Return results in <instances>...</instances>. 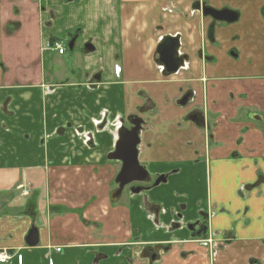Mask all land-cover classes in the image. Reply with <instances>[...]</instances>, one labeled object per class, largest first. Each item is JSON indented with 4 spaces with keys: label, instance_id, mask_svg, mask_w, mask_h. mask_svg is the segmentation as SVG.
Segmentation results:
<instances>
[{
    "label": "crops",
    "instance_id": "1",
    "mask_svg": "<svg viewBox=\"0 0 264 264\" xmlns=\"http://www.w3.org/2000/svg\"><path fill=\"white\" fill-rule=\"evenodd\" d=\"M88 1L65 6L72 23L59 32L45 30L48 16L39 18L37 4L27 1L25 25L5 36L13 16L8 7L0 12V251L18 252L22 264H127V257L143 264L135 251L164 243L169 250L160 264H211L202 258L205 249L188 242L189 231L172 225L212 212L210 232L225 236L243 212L249 222L237 224L236 237L212 264H264V197L247 201L237 193L253 171L264 175V133L251 131L235 143L238 129L252 126L251 114L264 116V0ZM197 1L238 10L240 20L216 23L209 42L210 20L194 9ZM86 5H94L93 14ZM80 25L97 38L95 52L74 63L81 72L69 73L65 56L44 45L50 34ZM166 37L179 39L185 61L172 75L156 65ZM97 73L100 80H93ZM140 107L146 127L138 161L167 182L111 200L120 170L107 157L116 122L140 115ZM210 135L216 145H209ZM233 153L240 158L232 160ZM31 228L38 232L34 247L25 242ZM101 255L106 259L97 262Z\"/></svg>",
    "mask_w": 264,
    "mask_h": 264
},
{
    "label": "flooded vegetation",
    "instance_id": "2",
    "mask_svg": "<svg viewBox=\"0 0 264 264\" xmlns=\"http://www.w3.org/2000/svg\"><path fill=\"white\" fill-rule=\"evenodd\" d=\"M27 1L37 4V14L39 15V18L44 17V14L48 16L47 19L44 18V20L41 22L43 25V28H45V30H50V28L53 27L54 13H53V10L49 9L47 1L45 0H0V12L6 11L5 9L8 7L9 11L11 12L13 16V18L9 22H7L5 26H3L5 36L11 35L19 31V29H21L23 24L25 25L26 20L24 21V16L22 13L23 11L25 12V8H27L28 6ZM63 2H64V5L66 6L72 5V3L74 4L75 2V4L77 5L76 9L81 8L83 6L82 0H63ZM198 3L202 6L204 5L212 9H215L214 7L210 6L209 4L205 2L197 1L194 3L193 7L195 10L200 11L201 13H203L201 9L199 10L195 6ZM224 9L231 10L232 12L237 13L238 16H237L236 21L233 23H226V22H220V23H223L226 25H232V24H236L240 20V13L238 10L230 9V8H223L220 10H224ZM215 10H218V9H215ZM262 15L264 16V8L262 9ZM204 17L210 20V24L206 30V38L209 40V42L214 43L215 42V24L219 22L214 21L210 16L206 15ZM51 35L52 34H50V36L47 37L44 48L46 50H53L56 44L60 45L61 47L64 46L63 47L64 50L61 55L65 56L63 57V60L66 63L69 73L73 71H77L78 73L81 72V69L80 70L74 69V63L79 61L82 64L84 61L83 55H86V54L93 55L94 54L95 44L97 43V38H95L94 36H88L86 34L84 27L81 25L79 27L77 26L75 28H72L71 30L66 31L63 34H59L58 36H51ZM65 45L67 46L68 54L65 49ZM69 47L71 48L69 49ZM156 53H157V49H156ZM66 54L68 56H66ZM230 55H231V59L233 60H238L239 58V55L233 49L230 51ZM66 59L70 60L69 62L70 66L67 63ZM182 59H183V64H184L185 61H184L183 56H182ZM158 60H159V55L157 54L156 65L161 70V72L163 71V73H166L165 67L157 63ZM116 67L118 66H113L114 73H115ZM183 67L184 65L181 68ZM181 68H179V70ZM119 73H120V69L118 67V74ZM168 75H172V74H168ZM92 78L93 80H100L101 74L100 73L94 74ZM188 100H189V97L186 95L182 98V100L180 101V104L184 105L186 104ZM139 112H140V115L138 116L128 117L126 118V120L121 119V118L118 119V121L116 122L118 124L117 130L115 131L117 135L116 144H118L120 140L125 138V136L127 135V132L131 130L133 127L138 128L137 131H138L139 142H140L141 135L143 134V131L145 130L144 128L146 127L145 125L146 122L142 119L143 117H141L142 112H144V107H140ZM103 119L104 120H102V122L97 126L100 132L104 131L107 125V122L105 121V116ZM190 119L193 120V122L201 126L204 125L205 127V123L203 122L199 114L198 115L192 114L190 116ZM250 123L252 124V126H244L238 129L239 136L235 140L236 145H240L244 140V136L251 133V131L264 133V116L260 114H251ZM78 131L82 132V130H78ZM84 138L87 139L86 141L87 146L89 145V143L90 145L93 144V140L89 139V136L88 137L84 136ZM208 140H210L209 141L210 146L216 145L215 141L213 140L212 135H210ZM115 149H116V145L114 147L113 152L110 153L107 157L114 156ZM239 158L240 157L237 153L232 154V160H237ZM137 160H138V156H137ZM111 161H114V162L117 161L118 163H120V170H119L120 172L122 168V163L118 160H111ZM196 163L200 165V163H204V161L197 160ZM139 165L142 166L140 163ZM118 174L113 178V181L111 182L112 187H113V191L111 192V200H115V198L122 196L121 194L124 195V193L126 196L128 194L137 195V194H140L148 190L152 186H157L159 184H163L167 182L166 176H161V175L151 176L149 172H147V182L129 183L121 188L120 183H118L116 180ZM160 177L162 178V181L156 185L155 183ZM237 193L239 195V198L245 199L247 201H250L252 198H256V196H258L259 198L264 197V175L263 173L261 171H256V170L253 171V178L251 179V181L246 183L243 187H241ZM199 215H200V218L193 222L190 221V222L183 223L182 221H180V222L174 223L172 227L174 229L184 227L187 231H189L188 232V236H189L188 242L197 244L201 248L205 249V252H204L205 254H203L202 258L205 261L207 259L208 262L212 264L217 259L216 255H218L219 251L222 248L227 247L228 243L236 237L235 231H236L237 224L241 223L242 225H245L249 222V219L245 218V213L240 212L239 215H237L238 217L232 221L233 229L227 232L225 236H220L218 235V233L213 234L210 232L209 223H210L211 218H213V213L212 212L210 213L201 212ZM179 218L182 219L180 215L178 216L177 220ZM216 236H220L222 240L217 239ZM223 238H227V239H223ZM136 243L137 241H134L133 243L126 244L123 247H127V246L132 247V246L137 245ZM168 250H169V246L164 243L146 244L143 246L142 251H135V258L139 262H142L143 264H160L161 257L165 255V253L168 252ZM194 254L195 252L185 253V254H182V257L183 259H186L187 257L192 256ZM118 255H120L119 252L111 259L116 261L117 259H119ZM105 257H106L105 255H101V256H98L96 260L97 262H100L101 259L103 258L106 259ZM125 262L129 264L131 261L127 257Z\"/></svg>",
    "mask_w": 264,
    "mask_h": 264
},
{
    "label": "water",
    "instance_id": "3",
    "mask_svg": "<svg viewBox=\"0 0 264 264\" xmlns=\"http://www.w3.org/2000/svg\"><path fill=\"white\" fill-rule=\"evenodd\" d=\"M197 9H201L203 16H210L214 21L233 23L237 19V13L231 10H215L199 3L195 5ZM179 39L177 37H166L162 40L157 48L159 55L158 64L166 69V73L174 74L183 66V59L178 54ZM71 47H69L70 49ZM138 128L133 127L127 132L125 138L116 144L114 156H109L110 160H118L122 163L121 171L117 176V182L122 188L129 183L147 182V172L139 165L137 160V146L139 144ZM162 181L160 177L156 181V185ZM28 246L34 247L38 242V232L35 228H31L25 237Z\"/></svg>",
    "mask_w": 264,
    "mask_h": 264
},
{
    "label": "rangeland",
    "instance_id": "4",
    "mask_svg": "<svg viewBox=\"0 0 264 264\" xmlns=\"http://www.w3.org/2000/svg\"><path fill=\"white\" fill-rule=\"evenodd\" d=\"M47 1L48 3V6H49V9L50 10H53V13H54V22H53V27L56 31H61V30H65V28L70 25L72 22L71 20L68 18V9H66V5H64V2L63 0H45ZM90 2V0L88 1ZM68 6V5H67ZM70 6V5H69ZM74 9L77 7V5L72 3L71 5ZM93 8H94V5L93 7L92 6H87L86 5V10H88L89 14H93ZM25 10L27 11L28 10V7L25 8ZM32 17V14H28L26 15V19L30 20ZM77 17L80 19L82 17V13H78L77 14ZM77 17H75L74 19H76ZM77 18V19H78ZM64 47V46H63ZM65 49L67 51V54H68V49H67V46L65 45ZM52 54V53H51ZM66 54V56H68ZM67 63L69 64L70 60L69 59H66ZM70 66V64H69ZM193 204H198V201H192ZM113 260V259H112ZM116 264V263H115ZM119 264V263H118Z\"/></svg>",
    "mask_w": 264,
    "mask_h": 264
},
{
    "label": "built area",
    "instance_id": "5",
    "mask_svg": "<svg viewBox=\"0 0 264 264\" xmlns=\"http://www.w3.org/2000/svg\"><path fill=\"white\" fill-rule=\"evenodd\" d=\"M56 50L58 54H62L63 52V47L60 45L56 44L55 47L53 48ZM115 73L118 74V67L115 68ZM60 250L57 249L56 252H59ZM12 259L16 260V264H22V256L17 252V253H9L6 250L5 251H0V264H9ZM49 264H53L52 260L49 259Z\"/></svg>",
    "mask_w": 264,
    "mask_h": 264
}]
</instances>
